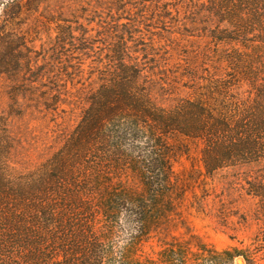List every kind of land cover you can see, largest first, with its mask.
<instances>
[{"label":"trees","instance_id":"1","mask_svg":"<svg viewBox=\"0 0 264 264\" xmlns=\"http://www.w3.org/2000/svg\"><path fill=\"white\" fill-rule=\"evenodd\" d=\"M0 76V264H264V0H0ZM235 167L218 249L187 202Z\"/></svg>","mask_w":264,"mask_h":264},{"label":"rangeland","instance_id":"2","mask_svg":"<svg viewBox=\"0 0 264 264\" xmlns=\"http://www.w3.org/2000/svg\"><path fill=\"white\" fill-rule=\"evenodd\" d=\"M39 44L36 43L38 51L41 49ZM38 54L40 53H34L33 55L40 56ZM35 71L39 72L40 66ZM43 81L45 82V80ZM4 84L6 86L7 81L0 76V88ZM1 107H3V104H0ZM192 168H195L193 170L194 176L198 175L197 169L203 171L197 151H192L189 155H183L175 164L176 171L181 173ZM200 179H196V182L192 183L196 188V196L190 193L187 202L186 212L189 215L193 229L204 240L218 249L236 246L238 244L237 240L247 235L242 232L241 212H249L254 206V199L241 195V190L236 187V167L217 171L213 176L202 177V180H204L201 182H199ZM204 188H207V191L211 194L204 197L206 200L205 208H200L197 201L207 193L204 192ZM152 244L156 249L158 248L156 241H153ZM234 264H244V262L240 257H237Z\"/></svg>","mask_w":264,"mask_h":264}]
</instances>
